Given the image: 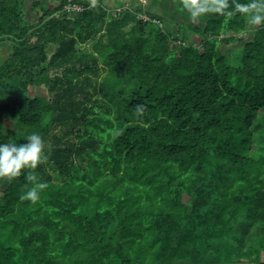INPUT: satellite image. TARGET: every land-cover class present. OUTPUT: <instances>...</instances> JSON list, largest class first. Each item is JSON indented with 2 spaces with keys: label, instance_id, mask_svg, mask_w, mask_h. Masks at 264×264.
Listing matches in <instances>:
<instances>
[{
  "label": "trees",
  "instance_id": "1",
  "mask_svg": "<svg viewBox=\"0 0 264 264\" xmlns=\"http://www.w3.org/2000/svg\"><path fill=\"white\" fill-rule=\"evenodd\" d=\"M55 1L0 0V142L35 131L47 156L0 179V264H264V23Z\"/></svg>",
  "mask_w": 264,
  "mask_h": 264
},
{
  "label": "clouds",
  "instance_id": "2",
  "mask_svg": "<svg viewBox=\"0 0 264 264\" xmlns=\"http://www.w3.org/2000/svg\"><path fill=\"white\" fill-rule=\"evenodd\" d=\"M181 6L193 23L209 14L230 17L237 13L245 16L249 25L264 23V0H181ZM142 111L143 106H137V112ZM24 140L26 143L0 142V179L18 177L23 170L36 169L47 159L45 144L38 132L27 134ZM25 179L32 182V186L21 194L20 199L36 201L46 184L39 182L34 172H27Z\"/></svg>",
  "mask_w": 264,
  "mask_h": 264
},
{
  "label": "rangeland",
  "instance_id": "3",
  "mask_svg": "<svg viewBox=\"0 0 264 264\" xmlns=\"http://www.w3.org/2000/svg\"><path fill=\"white\" fill-rule=\"evenodd\" d=\"M143 3L144 6H146L147 4L149 5V2L150 0H143L141 1ZM163 3V1H161ZM58 4V1H55V0H28V4L26 6V13H27V17L31 20H35L37 19V16H40L44 13V8H52L54 5H57ZM162 6V5H161ZM161 8V7H160ZM254 27H251V29H253ZM184 34H187V31L185 30V32H183ZM250 34H246L245 37H250L249 36ZM187 36L189 38H191L190 42H192L193 44H198L200 42V39L195 37V36H190V34H187ZM92 42H89L87 43L86 45L84 46H79V50L80 51H90L91 49V45H92ZM241 42L240 41H236L230 45H224L222 47V49L228 53L229 55V58H230V63L233 64V65H238L239 63V59H240V55H241ZM240 49V50H239ZM239 50L238 52V59L236 61L235 60V57H236V51ZM2 54V57H5L7 54H9V51L8 50H5L4 49H1L0 50V55ZM1 58V57H0ZM3 59H0V62H2ZM103 78V76H102ZM101 78V79H102ZM39 95V96H48V93L46 91V89L44 88H40V89H33V92H32V95ZM98 97L104 99L102 93L98 94ZM105 100V99H104ZM262 122V120H261ZM264 122V121H263ZM251 154H254V151L251 152Z\"/></svg>",
  "mask_w": 264,
  "mask_h": 264
},
{
  "label": "built area",
  "instance_id": "4",
  "mask_svg": "<svg viewBox=\"0 0 264 264\" xmlns=\"http://www.w3.org/2000/svg\"><path fill=\"white\" fill-rule=\"evenodd\" d=\"M143 1V0H141ZM89 2L91 3L90 7H94L96 4V0H89ZM64 10L67 13H74V12H81L84 10V6L80 3L74 2L73 0H68L67 3L64 6ZM118 12L121 11V9H117ZM140 19L144 20V21H148L149 18L146 15H141ZM155 24L162 26V23L159 20H154Z\"/></svg>",
  "mask_w": 264,
  "mask_h": 264
}]
</instances>
